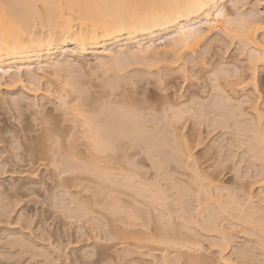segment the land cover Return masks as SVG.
Masks as SVG:
<instances>
[{"label":"bare ground","instance_id":"6f19581e","mask_svg":"<svg viewBox=\"0 0 264 264\" xmlns=\"http://www.w3.org/2000/svg\"><path fill=\"white\" fill-rule=\"evenodd\" d=\"M172 2L173 0H0V75L3 78H11L12 84L22 83V78L25 75L27 76L29 84L35 86L36 91L37 88H40L38 85L41 84V80L46 78L48 74H51L55 78V76H58L61 72L63 73L70 68L73 65L70 61L71 57L86 58L91 55L97 61L98 66L102 68L110 66V69L116 73V76L114 75V79L110 77V81L107 79L104 83L105 85L102 84L104 86L103 90H105L103 93H105L106 96L101 95L102 98L99 100L89 102L91 98L90 91L84 89L81 85L79 86V84L76 85L77 82L74 84L75 81L73 82L72 79L69 82L67 81L66 84V87L67 85L68 87H70V85L73 86L71 91L70 89L66 91V87L61 88V92L65 89L67 93V97H61V95L59 97L61 103V105H59L60 107L58 106L59 110L61 109V111H64L63 113L66 114L65 120L61 123H64V121L69 122L71 120L69 115L74 116L71 121L82 125L83 130L80 128V130H82V136H72L66 131L67 128L64 129V125L53 117L46 121L43 120V126L39 127L40 130H32L31 132L23 131L22 140H32V134L36 133L39 134V138L42 142V148L40 150L29 151L28 155L31 157V162L29 163H35L40 168H48V166L56 168L58 165H62L60 166L62 169L60 167L58 168L60 171H57V174L54 175L52 174L53 172L51 174L54 175V179L57 180L56 182L58 183L56 184H58V188H62V190L65 189V192H69V189H82V191L85 190L86 192H90L87 191V189L90 190L94 188L91 187L90 184L93 183L94 185L96 183L97 186L95 187H99L94 189L96 193L95 191L93 193H95V196L97 194V196L99 195L101 198L100 199L99 196L97 197L100 203L97 202L96 204H101L106 216L110 217L108 218L110 221H108L113 223V228H110H112L111 231L114 229L115 234L112 236H115L116 239H124V241L133 240L132 242H125L130 248L132 246L134 249L140 250L145 247L146 243L155 242L162 247V250L160 249L162 252L159 254L164 258V260L163 258L161 259L163 261L170 256L169 253L167 256L166 252L170 249L172 251L173 249L175 253L179 255H177V257L175 255V257L172 258L173 260L176 259L180 262L178 257L181 259L183 257V259H189L188 262L190 264H212V261L205 256V259L208 260L204 259L202 261L200 258L198 260V257H196V260L195 257H192V252H195L192 248L195 244V242L193 244V241H195L193 239L198 237L201 232V230H199L200 232L197 231V234V232L195 233L196 229L193 228V230L195 229L193 231L191 228L192 224L190 225V223H195L197 227L199 223H201L200 221L197 223L198 220L196 221L194 219V214H192V212H197V214L194 215L195 217L197 216L196 219H198L199 216L202 217L200 215L202 212L199 213L202 207L200 208V205H198L201 196L205 197L206 200H210V203L212 200V202H214L213 204H216L218 207L216 211H221L220 213H227L228 210L232 211V209L238 208L240 202L238 201L239 203H237V201L234 200L235 196H232V198L230 195L225 196V198H223L225 200L222 201V196L219 197L220 189L218 190L215 179H213L211 175L209 176L205 169L201 170V166L195 162L194 167H191L194 168L192 169V175L190 174L192 176V184L196 185L194 188L195 191L192 189L195 185H191V187L189 184L187 185V183L186 185L190 187V191H193V194H195L194 196L197 197L198 200L200 198L197 203L199 208L197 209L196 207L197 210L193 209L192 211L187 209V211L188 200L186 201V199L190 191L188 187H184L185 185L183 182L182 186L178 184L179 182H176L177 180L175 181V179L169 175L170 173H167V170H169L171 164L179 167V169H190L187 163L192 158V145L190 146L188 142L189 139L185 137L186 140L183 137V133L182 135L177 134L178 130L180 131L185 128V123L183 121L184 116H187L185 114L189 112L191 113L192 119L200 116L203 120H206L207 116L212 114L214 116L212 119L214 127L217 125L224 129L228 121L227 116H225L227 114H224L227 112L225 109L229 110L230 108L228 109V106L231 107V104L227 103H231V101L233 103L231 95L226 94L230 93V91L232 93L233 91L235 93L239 92L237 90V92L235 91L237 87L240 88L242 92L249 88L252 90L251 94L247 92L248 95H245L246 98H244L246 100L244 101H246L245 104L250 103L251 109L254 111L253 120L255 122L253 125L254 133H252L254 134L255 140L258 142L255 143L257 146L254 148L261 151L262 148H258H260V145H264V79H260V74L262 72L264 74V46L261 47V44L264 45V40L263 43H260L258 41V34L263 30L262 26L264 22H262L263 20H261V17L257 18L259 15H255L256 17L254 15V17L252 15V17L245 15L242 11L245 0H182L184 4L190 5L191 7L183 10L178 16H173L172 13L174 10L166 6ZM262 3L264 5V0H262ZM254 12L253 10V14ZM213 32H218L220 34L224 33L227 37L229 36V38L233 39V41L235 40L236 42L237 40L238 46H240V49L246 54L247 58H245L248 59L246 62L248 64V72H242L244 71L242 69V71L239 72L237 69V71L234 72L236 73L235 79L237 80L235 84H231L230 86L226 83L229 85L228 88L231 89L229 92L226 93L227 90L223 88L222 90L217 89H221V84L213 86L214 89L216 87V90L221 92L224 90L222 94L224 93L223 95L224 99L227 100L226 102L222 101L223 97L221 96V100H219L220 98L218 96L219 99L212 100V104H209L211 107L207 108L205 106L208 105H204V103H206L205 101L202 103L203 105H201V103L196 102L192 97V104L188 103L191 107H188L186 102H179L182 96L179 97V101L178 98H176L177 101L175 98L174 100L173 96L172 98L165 97L155 102L146 97V93L149 89L147 86L150 85L157 86L164 94L168 92L167 88L170 86L171 79L174 75L173 71L176 69H174L175 66H173V64L176 63L179 65V72H177H181L185 81L188 82L187 86L196 87L197 83L194 81L195 74L198 72L197 69L205 67L204 64L206 61L204 62V59L206 52L203 51V53H201L202 58H199L196 56L195 49ZM158 42L159 44H157ZM188 55H191L192 58L189 57L186 60ZM163 61L169 62V64L166 65L169 73L160 74L159 78L155 80L154 83H145L146 87L143 86L142 83L145 81L149 82L148 80H150V77H142L140 73L145 68L140 71L139 67L137 72L140 74L139 76L136 75V77H133V75L135 76L137 68L134 71L131 70L135 73H132L133 75L129 72L130 75L127 72V74H122L126 69V71L129 70L131 63H134L135 66L144 65L147 66L146 69H150L151 65ZM190 63L192 65L189 67ZM134 64L132 65L134 66ZM123 65L125 66L123 67ZM189 68L191 69L190 72H192L190 76H188ZM110 69L107 70L106 68L107 71H104L105 75L107 72L111 71ZM222 70L221 67H218L217 71H212L214 75L211 74V77L214 76L213 78L218 82V80L221 79L218 75L221 74ZM224 72L225 71L222 73L225 75ZM145 73L147 76L152 77L153 75V72L151 73L150 70ZM69 76L71 77V75ZM219 76L223 77V75ZM71 81L73 84H71ZM216 81L214 82L213 80L214 83H216ZM231 81L229 80V82ZM259 81H261V86L258 83ZM47 85L45 89L41 90L46 94L45 96L50 97L54 90L51 89L52 86L50 83ZM59 91L60 89L56 92L60 93ZM69 94L75 98L71 96L74 99L73 101L71 100L72 102L66 100ZM17 101L18 99L15 100L14 103H17ZM186 101L189 102L190 98ZM259 102L263 104L262 110L259 107ZM225 103L227 105H225ZM30 104L32 103L30 102ZM241 104L237 106L240 107ZM83 107L89 109L87 110L86 108V110L84 109L83 111L81 110ZM193 110L195 112L198 110L202 114L196 116ZM231 111L229 110V113ZM62 117L64 116H61V119ZM197 118L199 120V117ZM58 119L60 120V118ZM186 119L187 118H185V120ZM182 121L184 125L182 124V126H180ZM197 123L199 124V122ZM196 125L195 122L194 126ZM142 152L145 153L146 159L152 162L153 165L150 166L156 168L155 171L157 170V173L154 175H157L156 177L158 178L162 176L163 180L161 179V181H170L171 189L163 188L162 185L156 181L157 179L155 176V180L153 177V180L150 181V179L146 177L147 174L138 175L135 171L141 168L139 166L136 167L138 169L134 172L132 171V169H135L134 166H136V164L139 165L138 160L141 159L136 160V158L141 156L142 154H139ZM164 155L167 156L164 157ZM135 160L138 162L135 163ZM191 163H193V161ZM125 164H127V167H124ZM25 172L22 174H25ZM169 183L166 184L168 185ZM56 188L57 185L55 189ZM169 190L173 191L172 194L174 193V196L172 195V197H175V200H169L172 198L167 195L170 193H167ZM215 192L219 195L215 196ZM61 193L65 194L64 192ZM0 194L3 195L1 190ZM193 194L191 193V195ZM68 195L70 194L68 193L66 196ZM76 195L79 194L76 193L75 196L73 195L74 199H76ZM123 195H128L129 199L131 197L133 199L132 201H134L132 203L142 204L141 206L144 205L143 211L141 210L142 208L138 211L139 204H136L138 205L137 209L136 207L134 208L138 213L142 212L143 214L134 213V211L128 213L129 208L133 210L131 206L134 204H129L130 206H128L126 203V209L124 206L126 204L123 203V199H121ZM217 196L220 199L214 198ZM251 198L247 195L245 199L250 202ZM60 200L59 201L62 202V198H60ZM2 201L3 198L2 200L0 199V217L4 219L9 213L11 214V211L1 208ZM74 201L78 202V200ZM168 201H170L171 204L174 203L172 205L174 207H172V210L169 208L171 204ZM70 202H73L72 199ZM245 202L247 201L244 200V204ZM200 203L202 204L201 201ZM65 204L66 203H64L63 206ZM234 204H236V206H232ZM175 206H178V208ZM229 206L232 209H229ZM259 206L250 205L248 210L246 208L245 210L241 205L242 209H240V207V211L238 209L240 214L238 220L241 224L250 225L252 229L253 227L256 230L258 229V233L264 234V217L255 222L256 224H253L255 218L253 219L251 217L253 215L259 216L261 212L263 213ZM83 208L85 207L83 206ZM144 208L147 209L144 210ZM158 208H162L168 212H165V214L159 213L162 215H157L159 217L157 220L159 223L154 220L158 218L156 214V218H151L158 223L157 227L155 226V232H153L155 234L151 236L150 217L151 215L154 216L152 214L153 209L157 214L161 212V210L156 211ZM74 209L77 210V208ZM149 210L152 212L150 213ZM164 210H162V212ZM145 211L148 215L147 217H145ZM212 212L214 213V210H212ZM123 213L125 214L124 217ZM18 214V220L20 221L23 218V214ZM215 214L217 215L218 213ZM78 215H80V213ZM174 215H179L178 218L181 219V222L178 220L177 216L175 220ZM2 219H0V222ZM153 220L151 221L153 222ZM176 221L180 223L174 224ZM117 223H122V227H118L119 225ZM202 223L203 225L204 223H208L209 225L212 224L211 221L204 220ZM178 225H180V227ZM209 225L207 226L209 227ZM136 228L138 231H136ZM209 229L211 230L210 227ZM210 230L206 229L208 232H211ZM111 231L110 233H112ZM133 231L134 233H132ZM135 231L139 233L136 234ZM215 231H218V229ZM220 231L222 232H220V234L218 233L220 238L218 239L222 244L218 242L217 244L223 245L224 248H228L231 244V241H229V231L227 232V230H222L221 228ZM129 232L132 234L130 235ZM41 234L40 232V235ZM108 236L110 237V235ZM200 237L203 236L200 235ZM5 239V241L9 242L10 245L12 244L13 247L20 243L26 245L24 241H28L24 239L22 233H19V235L8 234ZM39 239H41V237ZM218 239H216V241ZM110 240L109 238V241ZM114 241L116 240L114 239ZM124 241L122 240V242ZM122 242L119 241L118 243ZM196 242L198 243L195 245L199 248L198 244H200L199 242L201 241ZM22 245L21 248L27 246ZM127 248L128 251L124 250L128 253H132V250L129 247ZM201 248L200 245L199 250H201ZM244 249L240 250L243 251L241 256L246 254L247 249ZM250 250L251 249H248L249 252ZM239 253L238 255H240ZM42 255L40 256L43 257ZM47 256L49 257L50 255ZM47 256L45 257V263L43 262L41 264H50L48 262L51 261V258ZM245 256H249V254ZM46 259L47 261L50 260L47 262ZM172 259L171 262H176ZM167 261H165L164 264ZM185 261L187 262V260ZM51 262L53 263V260Z\"/></svg>","mask_w":264,"mask_h":264},{"label":"rangeland","instance_id":"374dc122","mask_svg":"<svg viewBox=\"0 0 264 264\" xmlns=\"http://www.w3.org/2000/svg\"><path fill=\"white\" fill-rule=\"evenodd\" d=\"M253 10L255 11L254 14H253ZM242 11L245 13L246 16H250V17H252L253 15L254 16L259 15L257 16V18L261 17V20H263L262 22H264V5L262 3V0H245V4L242 7ZM262 27H263V30H261L258 34V41L260 43H263V40H264V23ZM230 39L231 38H229V36L227 37V35L224 33L220 34L218 32H213V33H210V35H208V37L205 40H203L199 44L198 47H196L195 52H196L197 57L202 58L201 53H203V51L206 52L205 59H204V62L205 61L206 62L204 64L205 67L197 69L198 72L197 74H195L196 76L194 78V81L197 83L196 87L194 86L195 88L187 86L188 82L185 81L181 72L178 73L179 65L178 63H176V64H173V66H175L174 69L176 68L175 69L176 72L173 71L174 75H173V78L171 79L170 86H168L169 88H167L168 92L164 94L157 86L150 85V86H147L149 89L146 93V97L150 98L152 101L155 102L165 97L172 98L174 96L173 99L178 98V101L181 99L179 102L181 103L186 102L188 107H191L190 104H192L191 103L192 97L194 98V100H196V102L201 103V105H203L202 103H204L205 101L206 103H204V105H208V106H205L207 108L211 107V105L209 104H212V100L214 101L219 98H220L219 100H221V97H223L222 101L226 102L227 100L224 99V95H223L224 93L222 94V92L224 90H227L226 93L229 92L231 90L230 88H228L229 85L231 86V84H235V81H237L235 79L236 73L234 72L237 71V69L239 72L242 70H244L242 72H248L247 70L248 64L246 63L248 59H246L247 58L246 54L240 49V46H238L237 40L235 42V40L233 41V39L231 40ZM157 44H159V42ZM262 46L264 45L261 44V47ZM189 57L192 58L191 55L190 56L188 55L186 57V60ZM70 61L73 63V65L70 68H68L63 73L61 72L58 76H55V78L51 74H50L51 76L48 74L46 78L41 80V84L38 85V87L40 86V88L36 87L37 88L36 91H35V86L29 84V82L27 81V76L25 75L22 78L23 80L22 83H14V84H12L11 78H3L0 75V142H1L0 143V188L1 189L0 190L3 193V195L0 194V197L2 196L0 199L2 200L3 198V201L6 200L5 202L3 201L1 202V208L3 209L5 208V210L11 211V214L9 213V215L4 217V219L0 217V219H2L1 221L2 223L0 222V264H38V263L41 264L43 262L45 263V257L47 255H50L49 257L48 256L47 257L51 258V261L53 260V263H52L51 261H49L50 259L48 260L49 262L47 261L48 258L46 259V261L50 264L51 263L52 264H154V263L162 264V261L164 260V258L161 257L160 255L162 252L161 245H158L155 242L153 243L149 242L145 244L144 248L140 250H136L132 246L130 248V246H128V244L125 243L126 241L132 242L133 240L124 241V239H121V238L116 239L115 236L114 237L112 236V235H115L114 229L113 231H111L113 228L112 227L113 223L109 222L110 219L108 218L110 217L106 216L105 212L102 209V205L96 204L97 202L100 203V200L97 198L99 195L97 196L96 194L95 196L96 190L94 189H97L99 187V186L95 187L97 186L95 182L94 183L96 185L95 184L93 185V183L90 184L91 187H94V188H91L89 186L91 189L90 188H89L90 190L87 189V191H90V192H86L85 190L82 191V189H72V190L69 189V192H65V189L62 190V188H58V184H56L58 182H56L57 180L54 179V175L57 174L56 173L57 171L58 172L60 171L58 168L62 165H58L56 168H54L53 166H50V167L48 166V168L47 167L40 168L35 163L33 164L29 163L31 162V157L28 155L29 151L30 150H34V151L40 150L42 148V145H41L42 142H41V139L39 138V134H36V133H33L34 135L32 134L33 141L32 140H28V141L22 140L23 131L31 132L32 130H40L39 127L43 126V122L46 120L52 119V117L54 119H57L60 123L63 122V120H65L66 114L63 113L64 111L62 112L61 109L59 110V107H60L59 105H61L59 101V97L60 95L61 97L62 96L67 97L66 91H68L69 89L71 91V88L73 86L70 85V87H68L67 85L68 87L67 88L66 87L67 81L69 82L72 79L73 82L75 81L74 84H76L77 82L76 85L79 84V86L81 85L84 87V89L90 91L91 98L89 99V102H92L94 100H99L100 98H102V96H106L105 93H103L105 91L103 90L104 89L103 85H105L104 83L107 79H109L108 81H110V77L114 79L116 76V73L112 69H110V66L106 68L107 70L110 69L111 71L107 72V74L105 75V72L107 71L106 68L103 67L104 68L103 69L102 67L98 66L97 61L91 55L86 58L71 57ZM132 64L134 63H131V66H129L130 68L127 67L129 68V70L126 71L127 70L126 69L125 71L122 72V74L123 73L127 74L128 72L131 74L136 73L135 76L132 74L133 77H136V75L139 76V74L141 73L142 77L143 76H145L146 78L150 77V80H148L149 82L145 81L142 83L143 86H145L147 83H154V81L159 78L160 74L169 73V70L166 68V65H168L169 62L167 63L166 61L153 64L150 66V69L147 68L151 71V73L153 72L152 77L147 76V74L145 73V72H149V70L146 71L147 66H144V65L135 66V64L133 66ZM191 65L192 64L190 63L189 67ZM124 66L125 65H123V67ZM218 67L219 68L221 67L223 69L221 71V74H219V75H223V77L218 75V77L221 79H219L217 82L215 78H213L214 76L211 77V74L214 75L212 71L213 72L217 71ZM136 68L137 70L135 71V73L131 71V70L134 71ZM138 68L140 69V71H142L144 68L146 70L144 69L145 71L144 70L142 72L139 71L140 73H138L137 72ZM190 70L191 69L189 68L188 76L192 74ZM223 71H225L224 72L225 75L222 73ZM69 75H71L72 78ZM229 77L232 79H230ZM261 78L264 79L263 72L260 74V79ZM212 79L214 80V82L216 81V83H214ZM229 80L230 81L232 80V81L229 82ZM72 81H71V84H73ZM80 81H83V82H80ZM49 83L52 86L51 89L54 90L52 91L54 94L52 93L50 97L49 96L47 97L45 96L46 94L42 92L43 90L41 89H45L46 86H48L47 84ZM226 83L229 85H227ZM258 83L260 85L261 81H259ZM218 84H221L220 86L221 89L220 88H217V89L222 90L223 88L224 90L222 92L219 90H216V87L215 89L213 88V86L215 85L217 86ZM225 84L227 85V87ZM63 87H66L67 90L65 91V89H63L64 91L61 92V88ZM57 89L58 90L60 89L59 91L60 93L56 92L58 91ZM236 90L239 92H237ZM235 91L237 93H235L234 91L233 93L231 91L230 93H227V94L225 93L226 95L228 94L231 95L233 99V103L232 101L231 103L229 102L227 103V104H231V107L228 106V109L230 108L229 110L230 111L232 110L230 113H229V110L227 109H225L227 112L224 111L225 112L224 114H227L225 116H227V120H228L227 125L226 127H224V129L221 128V126L219 127L217 125H215L214 127V122L212 120L214 116L212 114L207 116L206 120L205 119L203 120L200 118V116H197L202 113L198 110L196 112L193 110L196 113L195 115L199 117L200 121L198 120L197 117L192 119L190 115L191 113L189 112L185 114L187 115V116H184V119H183L185 125L183 124V121L180 124V126H182L183 124L185 128H183V130L181 129L180 131L178 130L177 134L182 135L183 133L184 135L183 137L184 138L186 137L187 139H189L188 142L190 146L192 145V148H193L192 149L193 151L191 153L192 158L188 162L189 164L187 163V165H189L191 170L187 169L188 170L187 171L186 168L179 169V167L175 166L174 164H171V166H169L170 167L169 170H167V173L168 174L170 173L169 175L172 176V178H174L175 181L177 180L176 182H179L178 184H181V186L183 182V184L185 185L183 186L188 187V190L190 191L189 188L191 187V185H195V184H192L193 182H192L191 175L193 171L192 169L194 168H191V167H194L195 162L196 164L198 163V165L201 166L200 167L201 170L205 169L206 172H208V175L209 176L211 175L212 178L215 179V182L218 185V190L220 189L219 190L220 192L217 191L219 192L220 195L218 193L216 194L215 192V196L216 195H219V197L222 196L221 198L222 201L225 200L223 199L225 198V196L230 195L231 197L235 196L234 200L237 201V203L240 202L239 203L240 209L244 207V209L246 208L248 210V207H250V205L252 206L260 205L259 207L261 208V211H263V213L261 212L259 216L258 215L251 216L253 219L255 218L254 221L252 220L254 224L255 222H257L261 218L263 219L264 217V155H262L264 154L263 152L264 145L263 146L260 145L259 146L260 148H258V149L262 148L261 149L262 152L254 148L255 146H257L255 143H258L257 140H255L253 136L254 135L253 125L255 122L253 120L254 111L253 109H251V104L250 103L245 104L246 101H244L246 100L245 95H248V93L251 94L252 90H250L249 88V89H246L244 92H242L240 88L237 87ZM194 92L196 93V95ZM71 96L72 95L69 94L66 100L73 101L75 98L74 96H72L74 98L73 99ZM179 97L181 98L179 99ZM189 98H190V101L189 102L186 101V100H189ZM17 99H18L17 103H14L15 100ZM29 101L32 104H30ZM259 103L261 105V106L259 105V107L262 110L263 104L261 102ZM227 104L225 103V105ZM239 104H241L240 107L237 106ZM87 107H83L81 108V110L84 111V109L86 110ZM88 109L89 108H87V110ZM61 116H64V117H62L61 119ZM58 118H60V120ZM69 118L73 120L74 116L69 115ZM185 118H187L188 120L187 119L185 120ZM71 120L69 122L64 121V123H61L64 125V129L67 128L66 131L72 136H76V135L82 136L81 134L83 130L82 125L77 122L74 123ZM195 122L197 124L196 126H194ZM197 122H199V124ZM80 128L82 130H80ZM263 128H264V122H263ZM71 131L74 133H72ZM36 137L40 141H38ZM144 154L145 153L142 152L139 154L141 156H138L136 158V160L138 159H141V160H138L139 165L136 164V166H134L135 169H132V171L134 172L136 169H138L136 168L137 166L143 168V169L140 168L141 170L139 169V170H136L135 172H137L138 175L147 174L146 175L147 179H150L151 181L153 180L152 178L154 176L155 177L157 176V175H154L157 173L156 172L157 170L155 171L156 168H153L152 166H150L153 164L151 161H148L146 159L147 157H145ZM166 156L167 155H164V157ZM136 160H135V163L138 162V161L136 162ZM192 161L193 163H191ZM123 165H124V162H123ZM124 167H127V164H125ZM208 167H209V170H208ZM60 168L62 169V167ZM45 169L49 170L50 172L46 171ZM24 170L26 172L27 171L29 172L26 173ZM23 172H25V174H22ZM51 173L54 175H52ZM155 177H154V180H155ZM156 179H157L156 181L160 185H162L163 188L165 187L166 189H168L171 187L170 185L171 183H169L170 181L169 182L167 181L165 182V180L161 181V179L163 180L162 176L159 178L156 177ZM166 183H169L168 184L169 187ZM186 183L187 185L189 184L190 187L187 186ZM56 185H57V188L55 189ZM195 187L196 185L193 186L192 189H194ZM94 191L95 193H93ZM193 191H195V189ZM193 191L191 190L190 192H188L189 194L187 196V199L185 198L186 201L188 200L187 202L188 207L186 208V210L190 209L192 211L193 209L195 210L196 207L197 209L199 208L197 206V203L200 200V198L198 200V198L194 196L195 194H193ZM61 192H64L65 194ZM172 192L173 191L169 190L167 192L169 194L167 195L172 197V195L174 194V193L172 194ZM68 193L70 194L68 195L69 197L66 196ZM76 193L79 195H76L75 197L76 199H74V196ZM191 193L193 195H191ZM244 195L246 196L248 195V197L250 196V198L252 197L250 202H248V200L245 199L246 196ZM56 197L57 198L59 197V198L57 199ZM219 197L217 196L214 198L218 199ZM60 198H62V202H60L61 201ZM70 198L72 199L73 202H70L71 201ZM174 198L175 197H172L169 200L172 201ZM121 199H123L122 200L123 203L125 204L127 203L128 206H130L131 204L132 205L134 204L133 206H131V209L133 208V210H130L129 208L128 213H130L131 211L132 212L134 211V213H138V211L141 208H142L141 210L143 211L144 205L141 206L142 204L132 203L134 201H132L133 199L131 197L129 199L128 195L121 196ZM74 200H78V202ZM244 200L247 201L245 202V204H244ZM200 201L202 202V204L200 203ZM200 201L198 205H200V208L202 207V209L199 210V213L202 212V214H200L202 217H200L198 213L199 217L198 219H196L197 216L195 217L194 215L197 214V212L195 213V211H193L194 213L192 212V214H194L193 215L194 219L196 221L198 220L197 223L199 221L201 223H199L198 227L195 225V223H190V225L192 224V227H191L192 230L193 228L196 229L195 233L201 230V232L199 231L200 232L199 234L203 237H200V235L198 237H195L193 239L195 240L193 241V244L194 242L195 244H197L198 242L196 241H201L199 242L200 244L198 245H199V248H200V245L202 248L201 250H199L198 246L194 244L195 247L193 245L192 248L195 252H192L193 253L192 257H195V259L196 257H198V260L200 258L202 261L206 257L210 259V261H212V264H264V234L258 233L259 232L258 229L256 230L254 227L252 229L250 225H246L244 223L241 224V222L238 220L239 219L238 216L240 215L239 207L232 209L230 208L231 206L230 205L229 209H232V211L228 210L227 213L226 212L220 213L221 212L220 210H218L220 212L216 211L218 207L216 206V204H213L214 202H212V200L210 203V200H206L205 197L201 196ZM67 202L69 205L67 204ZM168 202L171 204L170 201ZM57 203L58 205L59 204L60 205L58 206ZM64 203L66 204L63 206ZM127 204L124 206L126 207ZM136 204H139L138 211L134 209L135 207L137 209L138 205ZM173 204H171V206L169 207L171 210H172ZM83 206L85 208H83ZM232 206H236V204ZM157 207H160V206H157ZM74 208H77V210ZM176 208H178V206ZM146 209L147 208H144V210ZM151 210H149L150 213L152 212ZM157 210L158 211L161 210V212H158L157 214L153 209L154 213L152 212V214L154 216L151 215L150 219L152 217H155V214H156V217H158L157 215H162L159 213L165 214V212H168L162 208L161 209L158 208L156 209V211ZM162 210L164 211L162 212ZM212 210H214V213L212 212ZM233 210L234 211L236 210V211L234 212ZM18 213H20L21 215L22 214L24 215V216L22 215L23 218L20 221L18 220V216H19ZM79 213L80 215H78ZM140 213L142 212H139L138 214ZM215 213H218V214L216 215ZM124 216L125 214L123 215V217ZM147 216L148 215L146 214V211H145V217ZM174 216H175V220H176V216L177 218L179 217V215H174ZM29 219H32V220H29ZM158 219L159 217L154 220L157 221ZM202 219L204 221H209V222L211 221L212 224L210 225L211 226L213 225L214 227L213 226L211 227L208 223L205 224L206 222L203 225ZM151 220H150V225H151L150 230L152 232L151 231L150 232L152 233L151 234L152 236L155 234L153 232H155V226L157 227V224L159 222L157 221L158 222L157 223L154 220L152 222ZM178 220L181 222L180 218H178ZM179 221H176V223L174 224H179L180 223ZM121 224L122 223L118 224L119 225L118 227L120 226L122 227L123 224L122 225ZM180 225L178 226L180 227ZM207 225H209L211 230L209 229ZM220 228L222 230H227V232L229 231L228 234L231 236V237L229 236L230 238L229 241H231V244L229 245L228 248H224L223 245L217 244V242L221 243V241L219 240L220 238L218 236L220 232H222L220 231ZM206 229L210 230L211 232L206 231ZM217 229L218 231H215ZM110 231L112 233H110ZM136 231H138L137 228H136ZM40 232L42 233L41 235H43L44 237L40 235ZM130 232H129L130 235L134 233V231L132 233ZM19 233H22V235H24V239L28 240V241H24L25 244L27 245L26 246L23 244L24 246H26L24 247L25 249L21 248V245H22L21 243L13 247L12 244L10 245L9 242L5 241L6 240L5 238L8 234L9 235L11 234L19 235ZM137 233L139 232H136V234ZM108 235H110V237ZM40 237L41 239H39ZM109 238L111 239L110 241H109ZM114 239L116 241H114ZM216 239L218 240L216 241ZM122 240L124 242H122ZM119 241H121L122 243H118ZM127 247H129L132 250V253L130 252L128 253L125 251L128 249ZM244 248L247 249L246 254H244V256H241L243 251H240V250H243ZM248 249H251L250 252L248 251ZM170 251L171 249L168 250V252H166L167 256L170 254L169 256L170 258L169 257H167L168 259L165 258L166 259L165 261L168 260L165 264H174V263L190 264L188 262L189 259L187 258L183 259V257H182L183 260L178 257V259H180V262L177 261L176 259L173 260L172 258H174L175 255L177 257L178 254L175 253L173 249L171 252ZM238 253L240 255H238ZM248 254L249 256H245ZM40 255H42L43 257L45 255L46 256L43 258ZM240 256L244 258H241ZM85 257L86 258L88 257V258L86 259ZM162 258L163 260H161ZM171 259L176 262L174 263L171 262ZM208 259H205V260H208ZM185 260H187V262ZM165 261H163V264Z\"/></svg>","mask_w":264,"mask_h":264},{"label":"snow or ice","instance_id":"6c2138e0","mask_svg":"<svg viewBox=\"0 0 264 264\" xmlns=\"http://www.w3.org/2000/svg\"><path fill=\"white\" fill-rule=\"evenodd\" d=\"M167 7H170L173 9V16H178L182 13L183 10L191 7L190 5L184 4L182 0H173L171 4L166 5Z\"/></svg>","mask_w":264,"mask_h":264}]
</instances>
